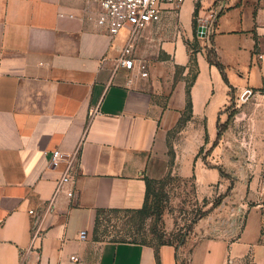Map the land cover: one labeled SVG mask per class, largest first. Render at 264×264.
Returning a JSON list of instances; mask_svg holds the SVG:
<instances>
[{"label":"crops","instance_id":"1","mask_svg":"<svg viewBox=\"0 0 264 264\" xmlns=\"http://www.w3.org/2000/svg\"><path fill=\"white\" fill-rule=\"evenodd\" d=\"M98 13L87 0H0V264H264V218L256 209L241 218L243 204L222 223L211 204L179 250L92 240L99 212L141 208L147 182L170 168L194 180L198 199L224 197L199 152L232 94L264 89V0H225L209 41L196 35L207 12L193 0L166 10L134 38L131 70L117 65L129 31L110 35ZM54 150L70 163L67 183L58 184L65 164L48 168Z\"/></svg>","mask_w":264,"mask_h":264},{"label":"rangeland","instance_id":"2","mask_svg":"<svg viewBox=\"0 0 264 264\" xmlns=\"http://www.w3.org/2000/svg\"><path fill=\"white\" fill-rule=\"evenodd\" d=\"M229 14L227 20L234 18L231 24L239 27V14ZM248 16L251 17L249 4L243 11L242 19ZM240 44L243 48L247 46L244 38ZM222 114L217 126L219 137L210 148H202L199 152L207 168L223 173L226 190L220 195L226 194L230 187L215 207L224 211L214 222L236 218V215L233 216L240 204L245 205L241 218L248 209L258 210L264 218V89L252 91L248 98H242L241 93L232 94ZM176 133L174 131L169 136L171 144L176 143ZM170 165L174 167L172 161ZM172 171L170 168L162 177L150 181L141 208L99 212L92 240L100 243L133 242L153 247L171 245L178 250L184 248L200 221L192 224V220L217 201L219 195L198 199L194 180L181 179ZM215 187L219 189V186ZM181 263L185 264L186 258H182ZM233 264L251 263L246 260Z\"/></svg>","mask_w":264,"mask_h":264},{"label":"built area","instance_id":"3","mask_svg":"<svg viewBox=\"0 0 264 264\" xmlns=\"http://www.w3.org/2000/svg\"><path fill=\"white\" fill-rule=\"evenodd\" d=\"M94 2L99 10L96 18V23L100 27L107 29L110 35H115L121 30H128V40L120 54L117 65L126 70L134 68L133 60L130 58L134 48L133 40L138 33L143 30L148 24H158L161 21L162 14L168 10H176L186 0H87ZM196 5V10L207 12L206 18L198 17L199 24L196 35L200 38H205L208 41L214 32L215 21L222 12L225 0H212L208 8H203L202 2L205 0H193ZM258 59H262L259 55ZM137 69L140 76L147 77V67L145 63H138ZM252 95V90L245 89L241 93L242 98H248ZM62 164L66 165L64 175L59 179L58 184L69 182L67 170L70 163L67 156L59 150L50 152L48 168L55 170L61 167ZM68 197L72 194L68 193ZM85 232H80L79 239H85Z\"/></svg>","mask_w":264,"mask_h":264},{"label":"trees","instance_id":"4","mask_svg":"<svg viewBox=\"0 0 264 264\" xmlns=\"http://www.w3.org/2000/svg\"><path fill=\"white\" fill-rule=\"evenodd\" d=\"M205 57H206V60L207 62L212 65V66H215L218 71L220 72V74L222 75L223 79L226 81V77H225V68L224 66H222L220 64V62L218 61V58H217V55L216 53L214 52L213 49H208L205 51ZM192 65V70L190 71V79H191V82L195 79V76L197 74V70L196 68H194L193 64ZM227 82V81H226ZM189 86H190V83H188L187 87H186V98H187V105L189 107L190 103H189ZM219 137V134L217 135V138ZM219 175L220 177H223V173L221 171H219ZM149 184H150V181L147 182L146 184V195H145V200H146V197H147V194H148V191H149ZM230 191V187L227 189L226 191V194ZM225 194V195H226ZM224 195V196H225ZM223 198V196H220L218 197V200L215 201L213 204H212V208H215L219 205L220 203V200ZM208 211L207 212H203L202 214H200L197 218H195L194 220H192V224H195V222H197L198 220H201L202 218H204L206 215H207Z\"/></svg>","mask_w":264,"mask_h":264}]
</instances>
